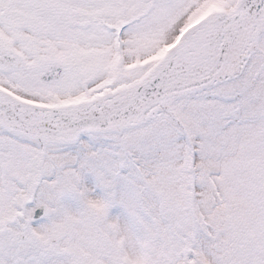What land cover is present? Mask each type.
Instances as JSON below:
<instances>
[{"label": "snow or ice", "instance_id": "1", "mask_svg": "<svg viewBox=\"0 0 264 264\" xmlns=\"http://www.w3.org/2000/svg\"><path fill=\"white\" fill-rule=\"evenodd\" d=\"M0 264H264V0H0Z\"/></svg>", "mask_w": 264, "mask_h": 264}]
</instances>
